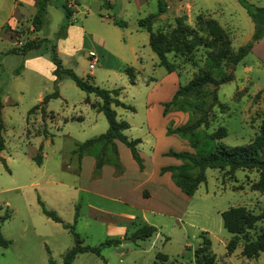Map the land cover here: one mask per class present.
Instances as JSON below:
<instances>
[{
    "label": "rangeland",
    "instance_id": "rangeland-1",
    "mask_svg": "<svg viewBox=\"0 0 264 264\" xmlns=\"http://www.w3.org/2000/svg\"><path fill=\"white\" fill-rule=\"evenodd\" d=\"M78 1L84 8L73 6V26L67 30L68 23L58 35L63 15L56 1L50 0L46 5L39 29L32 32L28 26L34 7L17 6L15 12L22 13V21L10 27L2 24L12 12L13 0H0V121L4 139L0 150L4 158V163L0 160V216L8 213L0 220V235L9 240L5 246L0 245V264H49L48 257L61 264L64 251L73 244L70 230L41 212L37 196L65 223L72 222L76 206L73 228L82 243L94 245L106 237L117 236L110 223L119 217L118 211L138 210L136 219L156 227L147 238L131 240L126 233L118 243L102 246L99 254L78 252L70 264H195L193 249L200 244L203 231L209 238L208 252L214 254L215 264H264L263 251L256 257L240 252L245 238L254 237L264 228V218L248 228L245 236L239 234L235 248L227 253L225 242L230 233L222 226L219 214L238 204L253 213L264 212V181L262 186L257 185V168L229 172L227 167H206L205 180L190 195L181 192L166 172L158 173L160 165L180 161L162 151L191 150L184 137L166 133V125L193 120L201 112L171 108L162 114L161 101L168 100L176 85L187 81L199 68H209L205 62L207 47L198 45L188 56L167 52L175 68L166 71L157 64L156 55L148 46V32L136 23L137 18L156 11V0H145L137 8L127 0H108L109 7L102 0ZM245 1L264 6V0ZM65 2L72 5V0ZM165 2V10L151 20L152 30H167L174 25L175 16L183 15L185 23L205 35L197 28L196 15L212 17L222 27L230 50L247 41L253 30V22L238 0ZM113 15L125 20L126 25L113 24L109 19ZM7 29L9 38L2 31ZM65 31V39H58ZM32 37H46L54 44L62 65L77 75L85 77L91 70L89 80L93 83L120 88L117 97L133 109L113 104L112 108L117 118L127 121V137L140 138L136 147L144 164L143 173L137 171L128 147L119 140L115 142L121 177L109 161L104 160L94 172L92 153L79 159L71 153L75 142L104 131L106 119L101 111L84 102L86 95L94 98L93 93L78 88L64 73L57 77L51 73L49 49L43 53L39 48L29 49L24 54L9 51ZM262 38L264 35L234 65L223 60L219 68L210 69L215 77L231 73L232 78L218 84L217 102L204 114L207 126L201 123L197 131L209 132L222 125L226 132L219 140L228 145L243 144L252 138L264 112ZM100 42L104 47L98 45ZM88 49L94 50L98 58L91 68L85 55ZM126 65L134 67L133 83L128 82L124 73ZM54 90L58 95L39 103L44 94ZM210 101L207 97L200 106L206 109ZM37 103L36 108L29 109ZM68 115L81 117L64 120ZM100 150L101 159L114 158L113 153L108 155L109 149L107 153ZM35 153L41 154L38 164L30 158ZM144 177L145 186L154 180L164 192L158 190L148 200L123 202L124 189ZM88 203L107 211L93 210ZM156 251L165 253L166 259L155 258Z\"/></svg>",
    "mask_w": 264,
    "mask_h": 264
},
{
    "label": "trees",
    "instance_id": "trees-1",
    "mask_svg": "<svg viewBox=\"0 0 264 264\" xmlns=\"http://www.w3.org/2000/svg\"><path fill=\"white\" fill-rule=\"evenodd\" d=\"M48 0H37L35 4V10L30 18V24L32 30H37L40 27L42 21V15L45 10V6ZM244 7L250 19L253 22V30L250 34V38L244 43L238 45L234 50H230L228 47V41L224 36V31L218 21L212 17L203 18L199 14L196 15V24L199 31H202L205 35H201L197 32V29L189 26L183 20L185 16L177 15L174 18V25L167 30L151 29V20L158 13L162 12L166 8L165 0H156V11L147 13L146 15L136 19V23L141 28H144L147 34V43L150 49L154 52L157 58V63L162 65L166 71H173L175 66L173 61L169 60L166 53L173 51V55L188 56L191 51L198 45L207 47L205 53V62L209 66L207 69L199 68L196 73L191 75L184 83H178L172 92L168 100L161 101L162 114H165L169 109L175 108L178 110H187L192 108L200 110V115L193 120L171 126L166 125L165 132L176 133L181 137H184L191 148V150L181 149L175 150L167 148L163 151V154L170 155L178 158V163H168L160 165L158 173L168 171L169 177L172 182L178 187V189L186 195L192 194L196 186L205 180L204 169L206 167L224 168L232 172L237 168H257L258 179L257 185L260 187L264 181V112L262 113L257 129L252 138L243 144L228 145L221 142L219 139L225 135V127L218 125L212 131L196 130V127L201 123L207 126V121L204 114L209 107L217 102L216 88L219 83L224 82L232 78L231 73H221L215 77L210 69L219 68L221 61H227L231 64L237 63L241 58L250 50L255 41L264 35V6H255L245 0H238ZM59 8L61 9L63 19L58 30L61 32L65 26L71 22L70 16L72 14L71 8H69L64 1L59 0ZM113 24L118 26H125V20L113 15L111 16ZM39 48V52L43 53L49 49V59L53 64L51 73L54 76H58L60 73L66 74L73 83L85 92H91L97 97V100L91 102V105L98 111H101L106 119L107 126L104 131L97 135L85 138L81 142L75 144L73 153L79 157L82 153H92L95 156V170L106 160L114 164L119 168L118 157L116 154V147L114 140H119L125 144L130 152V156L136 161L139 168H142V159L138 153L136 147L140 141L139 137H127L124 133V129L128 127L127 121L116 117L113 105H120L129 109H133L130 104H125L121 101L117 95L119 93V87L106 88L101 87L89 80L90 75L85 77L77 75L70 67L62 65L59 57L54 50V44L49 42L46 37H32L25 39L18 47H10V52H17L24 54L29 49ZM124 73L127 75L129 83L134 82V72L131 65H126ZM211 85L210 88H207ZM58 93L54 90L50 93H46L39 100V103L43 104L49 97H54ZM207 97H210L211 101L207 105L206 109H203L200 105ZM87 95L85 100H87ZM37 104H34L29 109L36 108ZM2 123L0 121V150L4 147V139L1 134ZM109 149L111 152L108 154L114 155V158L101 159L99 151ZM40 153H35L31 156L34 162L40 161ZM0 160L4 163V159L0 156ZM36 200L40 206L41 212L52 219L59 222L63 227L70 230L73 238V244L68 247L63 255L61 264H70L74 255L78 252L92 251L99 254V250L104 245L116 244L119 242L120 237L112 236L106 237L104 240L97 244L90 245L82 243V238L73 228V222L76 220L77 211L74 207L73 219L71 223H65L62 219L51 209L46 208L39 197ZM221 224L226 231L230 233L228 239L225 242V249L227 253L231 252L236 244L239 234L245 236V231L251 228L252 225L259 219L264 218V212L253 213L246 209L243 205H230L220 212ZM8 217V213L5 212L0 216V220ZM128 234L131 240L142 239L149 237L156 229L153 224L142 222L136 217L129 222ZM201 242L193 249V260L195 264H215L214 254L208 252L209 250V238L205 232H201ZM9 242L8 239L0 235V245L5 246ZM260 251L264 252V228H261L252 238H245L243 244H241L240 252L246 257H256ZM155 258H160L161 261L166 259V254L160 251L154 253ZM49 264H55L51 262L48 257ZM153 263V262H152ZM181 264V263H177Z\"/></svg>",
    "mask_w": 264,
    "mask_h": 264
},
{
    "label": "crops",
    "instance_id": "crops-1",
    "mask_svg": "<svg viewBox=\"0 0 264 264\" xmlns=\"http://www.w3.org/2000/svg\"><path fill=\"white\" fill-rule=\"evenodd\" d=\"M54 1H56V4L58 5V2H59V0H54ZM62 1H64L65 2V0H62ZM127 1H130L132 4H133V6H134V4H135V6H136V8L137 7H139V5H141L145 0H127ZM36 2H37V0H13V3H12V5H11V7H12V12L10 13V15H9V18L8 19H6L5 21H4V23L2 24V25H4V24H7V25H9L10 27H13V26H18L19 25V23H20V21H22L21 19V16H22V13L20 12V11H17V12H15L16 11V9H17V6H23L24 7V5H30V6H33L34 7V10H35V4H36ZM50 2V0H48L47 1V4ZM102 3L103 4H105V6H107V7H109L110 6V2L108 1V0H102ZM46 4V5H47ZM65 4H66V2H65ZM67 5V4H66ZM80 6L81 8H84L83 7V4H81V3H79V1L78 0H72V5L70 6L71 7V10H72V14L74 13V11H73V6ZM59 6V5H58ZM68 6V5H67ZM46 7V6H45ZM69 7V6H68ZM69 7V8H70ZM15 12V13H14ZM33 13H34V11H33ZM71 14V15H72ZM32 16V15H31ZM109 16V15H108ZM116 16V15H115ZM31 18V17H30ZM109 19L111 20V16L109 17ZM112 22V21H111ZM1 25V26H2ZM1 26H0V30H1ZM71 26H73L71 23L70 24H68L67 25V30L69 29V27H71ZM138 26V25H137ZM29 27V30L30 31H36V30H32L31 29V24L28 26ZM80 27V29H81V31L82 32H84V30L82 29V26H79ZM138 27H140V26H138ZM141 28V27H140ZM38 30V29H37ZM2 31H4L5 32V35H7V37L9 38V36H8V29L7 30H2ZM32 34V33H31ZM34 36H36V35H34ZM65 36H66V31H65V33H64V35H63V37H58V39H65ZM264 40V38H262V39H260V42L261 41H263ZM255 43H258V41H255L254 43H253V45L255 44ZM99 46H101V47H104V44L103 43H101L100 42V44H98ZM251 46V48H250V51L251 50H253L254 49V47L255 46ZM85 55H86V58H87V60H88V63H87V65H88V67L89 68H91L93 65H94V63H95V61H97L96 59H98V58H96V54H95V52H94V50H92V49H88L87 50V52L85 53ZM158 64V63H157ZM159 65V64H158ZM51 70H52V68H53V64H52V62H51ZM125 67V66H124ZM123 67V68H124ZM133 67V66H132ZM133 72H134V67H133ZM88 73L89 74H91L92 75V71L91 70H88ZM120 89V88H119ZM94 95V94H93ZM87 100H85V97H84V102L85 103H87L91 108H93L94 110H96V111H98L95 107H93L92 105H91V102H93V101H95V100H97V97L96 96H94V98H90L88 95H87ZM50 113H52V112H50ZM75 117H77V118H80L81 116L80 115H68V116H64L63 117V119L64 120H66V119H72V118H75ZM52 118H53V114H52ZM107 123V122H106ZM97 135V134H96ZM94 136V135H93ZM84 140V139H83ZM116 140V139H115ZM115 140H114V143H115V147H116V149H117V144H116V142H115ZM78 142H81V141H78ZM78 142H75L74 143V147H75V144L76 143H78ZM73 147V148H74ZM73 148L71 149V153H73ZM165 151V150H164ZM162 153H163V151H162ZM83 154H85V153H82L79 157H77L78 159L83 155ZM129 154H130V152H129ZM41 155V154H40ZM140 155V154H139ZM77 156V155H76ZM141 157V156H140ZM30 158H31V156H30ZM132 158V157H131ZM4 159V158H3ZM133 159V158H132ZM142 159V158H141ZM133 161H134V163L136 164V169H137V171L139 172V173H143L144 172V164H143V162H142V164H143V166H142V168H139L138 167V165H137V163H136V161L133 159ZM41 162V156H40V161L38 162V163H40ZM118 162H119V159H118ZM37 163V164H38ZM114 165V164H113ZM101 167V165L98 167V169ZM93 169H94V172L95 171H97V170H95V162H94V165H93ZM117 169V167L114 165V171H118L119 172V177H121L122 176V174H123V172H122V168H121V164H120V162H119V168H118V170H116ZM164 172H166L167 174H168V176H169V173H168V171H164ZM164 172H162V173H164ZM162 173H159V174H162ZM145 179V177L142 179V180H140V181H136L137 183H135V184H132L131 186H127L125 189H124V191H125V193L124 194H122L123 195V202H130V201H132L133 199H134V201H135V199H137V200H148V199H150V197L153 195V194H155L156 193V191H158V190H163V192H164V189H163V187H161L159 184H158V182H156V181H154V180H152V182L150 183V185L149 186H145L144 185V181H146V179ZM174 184V183H173ZM175 185V184H174ZM168 186H170V185H168ZM176 186V185H175ZM88 206L91 208V209H93V210H100V211H107V209H103L102 207H100V206H97V205H94V204H92V203H88ZM134 210L136 209V206H135V204H134ZM139 210H143L141 207L139 208ZM138 211V210H137ZM137 211H130V210H128V211H118L117 212V214H118V218H116L112 223L113 224H111L110 223V226L112 227V231L114 232V234H116L118 237H122V238H124V235L126 234V233H128V226H127V224L132 220V219H134L136 216H137ZM134 212V213H133ZM141 215H142V213H141ZM143 216V215H142ZM131 230V229H130ZM129 230V231H130Z\"/></svg>",
    "mask_w": 264,
    "mask_h": 264
},
{
    "label": "built area",
    "instance_id": "built-area-1",
    "mask_svg": "<svg viewBox=\"0 0 264 264\" xmlns=\"http://www.w3.org/2000/svg\"><path fill=\"white\" fill-rule=\"evenodd\" d=\"M68 6L70 5L69 2L66 3Z\"/></svg>",
    "mask_w": 264,
    "mask_h": 264
},
{
    "label": "water",
    "instance_id": "water-1",
    "mask_svg": "<svg viewBox=\"0 0 264 264\" xmlns=\"http://www.w3.org/2000/svg\"><path fill=\"white\" fill-rule=\"evenodd\" d=\"M127 240H129V239H127Z\"/></svg>",
    "mask_w": 264,
    "mask_h": 264
}]
</instances>
